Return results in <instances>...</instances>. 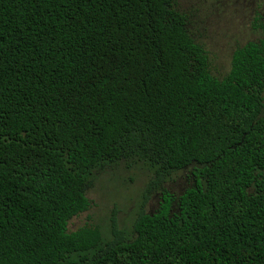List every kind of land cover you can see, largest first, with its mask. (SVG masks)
Returning a JSON list of instances; mask_svg holds the SVG:
<instances>
[{"label":"trees","instance_id":"16d2710c","mask_svg":"<svg viewBox=\"0 0 264 264\" xmlns=\"http://www.w3.org/2000/svg\"><path fill=\"white\" fill-rule=\"evenodd\" d=\"M177 1L0 0V264H264V36L218 77ZM119 161L156 208L70 230Z\"/></svg>","mask_w":264,"mask_h":264},{"label":"rangeland","instance_id":"374dc122","mask_svg":"<svg viewBox=\"0 0 264 264\" xmlns=\"http://www.w3.org/2000/svg\"><path fill=\"white\" fill-rule=\"evenodd\" d=\"M177 6L187 14L188 28L207 50L211 72L218 77L230 70L236 48L264 36L258 26L264 0H178ZM154 175L153 167L140 161H119L96 170L93 184L87 191L91 207L71 219L70 230L96 224L104 236L110 238L112 214L121 228L131 229L142 206L147 211L157 206L159 188L145 197ZM188 183L187 177L179 173L162 185L180 192Z\"/></svg>","mask_w":264,"mask_h":264}]
</instances>
